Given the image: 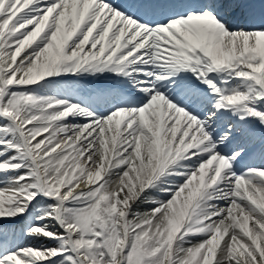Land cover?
<instances>
[{"label":"snow or ice","instance_id":"snow-or-ice-1","mask_svg":"<svg viewBox=\"0 0 264 264\" xmlns=\"http://www.w3.org/2000/svg\"><path fill=\"white\" fill-rule=\"evenodd\" d=\"M0 264H264V0H0Z\"/></svg>","mask_w":264,"mask_h":264},{"label":"bare ground","instance_id":"bare-ground-1","mask_svg":"<svg viewBox=\"0 0 264 264\" xmlns=\"http://www.w3.org/2000/svg\"><path fill=\"white\" fill-rule=\"evenodd\" d=\"M82 187H83V185H82Z\"/></svg>","mask_w":264,"mask_h":264}]
</instances>
